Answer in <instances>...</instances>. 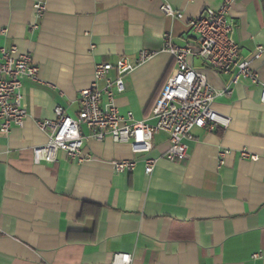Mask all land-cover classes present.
Here are the masks:
<instances>
[{
  "label": "crops",
  "instance_id": "0c3cea01",
  "mask_svg": "<svg viewBox=\"0 0 264 264\" xmlns=\"http://www.w3.org/2000/svg\"><path fill=\"white\" fill-rule=\"evenodd\" d=\"M222 3L0 0V46L30 53L39 69L37 81L24 82V127L0 133V264H114L116 254L130 255L131 264H264V104L247 83L213 104L230 118L229 128H194L184 161L163 158L165 133L154 136L148 155L111 138H89L82 164L63 152L53 164L33 158V148L48 140L38 121L54 120L58 106L77 118L96 65L132 60L143 50L159 54L125 76L116 104L122 116L132 112L136 122L155 124L154 98L177 68L160 53L164 36L177 46L193 44L189 20ZM36 4L45 7L42 17ZM164 4L184 19L164 16ZM231 19L241 57L264 49V0H237ZM193 63L213 88H227L226 77ZM253 68L264 81V53ZM222 151L228 154L220 165ZM145 156L158 160L150 175L141 162L132 173L114 171L115 161Z\"/></svg>",
  "mask_w": 264,
  "mask_h": 264
},
{
  "label": "built area",
  "instance_id": "2783aa9c",
  "mask_svg": "<svg viewBox=\"0 0 264 264\" xmlns=\"http://www.w3.org/2000/svg\"><path fill=\"white\" fill-rule=\"evenodd\" d=\"M237 0H223L217 10L206 8L202 14L188 22L195 36L193 44L177 46L168 34L164 36V47L160 53L170 54L176 64V70L169 76L158 96L153 115L156 123L136 122L132 112L122 116L116 104V97L122 95L126 88L125 76L139 66L149 62L159 52L143 50L134 59L120 58L116 63L98 64L95 67L90 88L80 94L81 110L77 118L65 113L62 107L54 110V120L38 121L40 131L48 136L45 144L33 148L35 164H53L57 154L63 152L67 157L82 164L87 160L83 155L85 141L89 138L104 140L111 138L115 143L129 144L134 154L148 155L153 149L156 134L165 133L169 138V147L164 159L177 163L188 158L191 131L194 128L210 132L227 129L230 118L216 112L215 100L230 92L231 87L247 83L259 91L260 103L264 104V81L253 68V62L261 59L264 49L258 47L250 58L240 55L239 45L233 41V21L231 13ZM36 16L42 17L43 4L35 5ZM164 16L183 20L181 13L164 4L161 7ZM36 28V27H35ZM199 60L204 69H208L228 79L227 88L218 91L213 88L206 74L194 65ZM38 66L30 53H20L17 48L8 50L0 46V133L8 135L14 129L24 127L28 113L24 107V82L37 81ZM116 72V78L112 73ZM105 81V87L98 83ZM104 98L106 99L104 101ZM88 130V135L83 133ZM228 151L220 153V165ZM243 158L251 160L255 156L242 152ZM156 159L145 156L142 160H121L112 163L116 173H132L141 162L145 173H153ZM255 254L253 259L262 258ZM128 254H116L114 264H131Z\"/></svg>",
  "mask_w": 264,
  "mask_h": 264
},
{
  "label": "trees",
  "instance_id": "16d2710c",
  "mask_svg": "<svg viewBox=\"0 0 264 264\" xmlns=\"http://www.w3.org/2000/svg\"><path fill=\"white\" fill-rule=\"evenodd\" d=\"M161 91V89H160ZM160 94V92L156 95V97L154 98V103L156 102L157 98H158V95Z\"/></svg>",
  "mask_w": 264,
  "mask_h": 264
}]
</instances>
